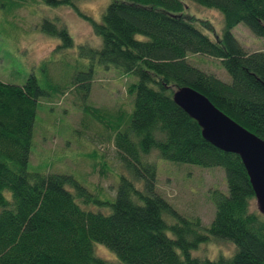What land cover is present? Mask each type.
Listing matches in <instances>:
<instances>
[{"label":"trees","instance_id":"obj_1","mask_svg":"<svg viewBox=\"0 0 264 264\" xmlns=\"http://www.w3.org/2000/svg\"><path fill=\"white\" fill-rule=\"evenodd\" d=\"M79 1L44 0L74 9L100 38L97 45L78 42L79 55L90 61L74 76L86 88L79 104L87 115L79 125L89 129L93 117L105 118L88 100L94 63L137 79L126 88L130 111L110 113L119 116L110 128L125 172L114 195L103 199L72 174L31 170L38 98L46 91L33 73L22 84L0 80V264H264V214L251 205L255 195L241 158L207 141L197 120L172 98L179 86L194 87L264 139V49L249 51L232 31L241 22L264 36V0H108L96 19ZM187 1L219 10L221 30L210 32L208 22L185 13ZM41 30L58 38L57 48L73 47L57 11L42 20ZM200 54L214 58L229 78L188 58ZM153 151L173 162L224 167L227 188L210 192L215 211L208 224L181 214L157 191ZM89 201L98 208H89ZM210 238L231 241L234 252L196 254ZM96 243L116 260L100 256Z\"/></svg>","mask_w":264,"mask_h":264},{"label":"rangeland","instance_id":"obj_2","mask_svg":"<svg viewBox=\"0 0 264 264\" xmlns=\"http://www.w3.org/2000/svg\"><path fill=\"white\" fill-rule=\"evenodd\" d=\"M106 2L108 0H80L77 5L96 19ZM55 11L68 24L74 40L73 47L57 48L58 38L50 37L41 30L42 20ZM186 12L208 22L210 32L221 30L222 14L219 10L187 1ZM232 31L249 51L264 49V36L253 34L243 23H238ZM24 38L43 42L36 46L35 41L29 42ZM99 39L91 22L71 7L59 6L55 9L44 0H0V80L22 84L33 73L39 86L46 91L38 98L29 168L72 174L97 197L109 199L107 196L114 195L119 177L125 172L117 157L114 130L110 128V123L113 125L119 116L111 114L130 111L132 97L126 88L137 79L113 66L106 68L94 63L88 100L100 108L105 118L93 117L89 129L82 123L79 125V120L87 115L79 104L83 101L86 88L75 82L74 76L78 71H87L90 61L79 55L78 42L97 45ZM51 48L47 59L39 62V58L47 55ZM26 53L29 61L25 58ZM188 58L202 69L213 71L226 80L229 78L221 66L211 62L214 60L212 57L200 54L189 55ZM126 120L124 115L122 123ZM149 158L156 163L157 191L181 214L199 216L202 224H208L215 211L210 192L214 188H227L224 167L173 162L155 151ZM88 203L91 204L89 208H98L97 203ZM251 205L256 206L255 198L251 200ZM235 247L229 240L210 238L201 242L194 252L199 256L215 258L219 254H232ZM96 251L109 259L114 255L102 244L96 246Z\"/></svg>","mask_w":264,"mask_h":264},{"label":"water","instance_id":"obj_3","mask_svg":"<svg viewBox=\"0 0 264 264\" xmlns=\"http://www.w3.org/2000/svg\"><path fill=\"white\" fill-rule=\"evenodd\" d=\"M172 98L197 120L207 141L219 149L239 155L257 207L264 214V139L234 120L194 87L179 86L173 90Z\"/></svg>","mask_w":264,"mask_h":264}]
</instances>
